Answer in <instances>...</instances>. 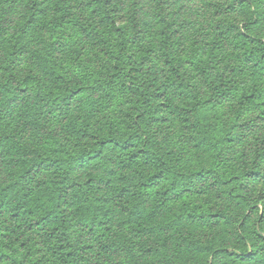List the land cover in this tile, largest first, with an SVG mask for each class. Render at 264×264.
Returning <instances> with one entry per match:
<instances>
[{"label": "trees", "instance_id": "16d2710c", "mask_svg": "<svg viewBox=\"0 0 264 264\" xmlns=\"http://www.w3.org/2000/svg\"><path fill=\"white\" fill-rule=\"evenodd\" d=\"M0 264H264V0H0Z\"/></svg>", "mask_w": 264, "mask_h": 264}]
</instances>
